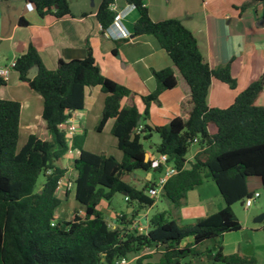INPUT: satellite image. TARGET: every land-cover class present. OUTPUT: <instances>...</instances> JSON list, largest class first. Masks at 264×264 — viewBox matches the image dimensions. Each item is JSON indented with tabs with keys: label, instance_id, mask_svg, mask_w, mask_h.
I'll use <instances>...</instances> for the list:
<instances>
[{
	"label": "trees",
	"instance_id": "16d2710c",
	"mask_svg": "<svg viewBox=\"0 0 264 264\" xmlns=\"http://www.w3.org/2000/svg\"><path fill=\"white\" fill-rule=\"evenodd\" d=\"M27 1L39 17L50 15L58 20L71 16L67 0ZM112 3L113 0H101L96 12L102 32L113 19L114 12L109 9ZM127 3L138 14L131 36L155 38L188 86V114L184 119H171L167 126L141 127L148 116L149 104L157 102L161 92L176 85L170 67L153 72L156 84L153 92L140 97L138 104L123 108L120 102L130 92L101 74L89 47L83 58L59 59L55 68L48 70L29 45L15 59L12 70L17 72L20 82L41 98L40 117L50 138L42 140L30 134L17 148L20 104L0 99V264H118L145 249L158 253V257L152 260L151 255H141L134 264H257L253 256L223 254L221 237L241 228L231 207L251 196L246 180L259 178L264 183V106L255 105L259 94L264 92V75L250 83L228 107H208L206 97L211 80L235 88L229 65L211 69L195 37L180 21L153 22L140 1L127 0ZM20 23L26 24L22 20ZM32 66H37L38 71L29 79L27 72ZM5 83L0 76V87ZM86 87H99L104 95L94 130L101 132L106 121L112 119L110 134L122 158L117 161L104 153L84 150V133L71 138L70 148L78 151L72 167L76 174L74 200L82 215L74 210L72 217L65 220L55 217L61 204L56 185L66 176L62 159L69 148L64 124L83 108ZM210 125L214 126V133L210 132ZM151 134L159 139L154 153L165 155L177 172L166 180L159 193L169 209L152 214L145 233H137L130 226L138 212L153 205L155 199L146 191L154 183L144 181V186L137 189L123 178L136 171L161 172L162 165L156 160L144 158L142 142ZM192 144L199 149L187 162ZM39 176L43 177V183L36 190ZM206 179L215 185L223 207L193 223L180 224L177 211L187 193ZM114 194L126 197L132 211L122 212L119 225L111 228L98 206L101 201L109 203ZM261 223L264 232V221ZM204 244L210 246L201 250Z\"/></svg>",
	"mask_w": 264,
	"mask_h": 264
},
{
	"label": "crops",
	"instance_id": "0c3cea01",
	"mask_svg": "<svg viewBox=\"0 0 264 264\" xmlns=\"http://www.w3.org/2000/svg\"><path fill=\"white\" fill-rule=\"evenodd\" d=\"M138 1L147 9L153 22L166 19L180 21L195 37L198 49L211 69L229 65L230 74L236 86L230 89L224 83L215 79L211 80L206 97L208 107L220 109L228 107L241 91L264 75V1L256 3L252 0ZM67 2L71 16L56 20L50 15L39 17L34 6L27 0L0 1V68L8 66L12 60L22 55L29 45L35 48L42 65L48 70H53L59 59L69 61L83 58L86 48L89 47L101 74L130 92V95L120 102V106L125 108L138 104L140 97H145L155 90L153 72L170 67L173 70L176 85L172 89L161 92L157 102L149 104L148 116L141 122V127L144 125L162 127L167 126L173 118H186L189 111L186 104L189 88L155 38L148 35L131 36L132 25L138 17L135 9L130 10L122 20L129 38L114 39L103 35L96 20L95 15L101 0H67ZM112 4L116 11H124L129 5L127 0H113ZM19 20L26 24H19ZM112 32L114 34L115 30L112 29ZM0 99L20 104L18 140L21 130L26 137L23 144L30 134H36L42 140H49L45 124L40 117L41 98L18 80L17 72L13 70L9 72L5 85L0 87ZM103 101L104 95L99 87L84 89L83 108L71 116L76 128L75 135L81 136L84 133L82 145L84 150L94 154L104 153L120 161L122 153L116 148L115 138L110 135L113 120H107L101 132L94 130L101 115ZM255 105L264 106V92L259 94ZM152 137L153 134L150 135V138ZM150 138L142 142L143 149L147 159L156 160L158 155L154 153V147L148 149L144 147ZM194 146L195 148L186 155L187 162L199 149L196 144ZM77 156L78 152L75 156L65 154L62 159V167L66 169L65 177L72 181L76 176L72 167ZM163 169L165 166L162 165ZM160 173L155 169L150 172L136 171L131 175L132 181L129 184L141 189L144 181L154 183ZM205 182H208V179L204 180L201 186L187 193L183 205L177 211L180 221L197 220L223 207L219 205V208L214 211L207 205L203 189ZM261 187L259 178L246 180L247 191L251 194L259 193ZM56 196L61 204L70 202L72 208H80L74 200V186L68 191L56 192ZM122 199L125 203L123 211L111 209L110 202L99 203L98 209L104 214L111 228L119 225L118 221L122 212L132 211L124 197ZM257 199L260 201L252 211H249L252 205L245 209L241 204L245 222L251 218L254 220L259 214L264 213V196L259 193ZM150 207L143 208L135 216V219L146 228L149 216L147 209ZM69 212H72V209ZM78 214L82 215L81 208ZM235 217L241 228L236 232L222 235L223 254L253 256L257 264L264 263L262 223H257L259 225L256 227H249L236 215ZM64 219L70 218L64 216ZM209 246L204 244L200 249L204 250ZM257 255H261V258L259 259ZM210 259L207 257V261Z\"/></svg>",
	"mask_w": 264,
	"mask_h": 264
},
{
	"label": "rangeland",
	"instance_id": "374dc122",
	"mask_svg": "<svg viewBox=\"0 0 264 264\" xmlns=\"http://www.w3.org/2000/svg\"><path fill=\"white\" fill-rule=\"evenodd\" d=\"M209 129H210V132L211 133H214L215 132V128L213 125H210L209 126ZM111 135V134H110ZM24 138L25 137V133L23 132V130L20 131V137H19V140H18V143H17V148H20L22 145H23V142H24ZM159 141L158 139V136L156 134H153V137L150 138L149 141H147L145 144H144V147L145 149H148V148H153L155 144H157ZM105 143H107V141L105 140ZM195 144H192L189 148V151L187 153V155L195 148L194 146ZM197 146V145H196ZM77 150L76 149H72L71 150V153L69 156H75L77 154ZM123 180L127 183H129L130 181H132L131 179V176H125L123 178ZM43 183V177L42 176H39V178L37 179V182H36V185H35V188L36 190H38L41 186V184ZM203 189L205 190V196L204 197L207 202V205L209 207H212L214 211H216L220 206L223 205V201L222 199L220 198L219 194H218V191L216 190L213 182H211L210 180H208V182H205L204 185H203ZM259 193L264 196V191H262V189L259 190ZM155 201H154V205L150 208L147 209V214L149 215L148 216V219L150 218V216L154 213H157V212H161V211H165L167 209H169V205L168 203L160 196H156L155 198ZM260 199H256L254 201V203L252 204L251 208L249 209V211H252L256 206L257 204L259 203ZM109 207L113 210H124L125 209V203L123 202V199H122V196L120 194H114L112 199L110 200V204H109ZM232 211L233 213L243 222V224H246V226H249V227H256L257 223H253V218L249 219L248 222H245L244 221V211L242 209V206H241V203L240 202H237L235 204L232 205ZM72 209V212H69V210ZM80 210V208H72L70 206V202H63L59 207L58 209L55 211V217L57 218H61V219H64V216L67 217V218H71L72 217V214H73V210ZM68 211V212H67ZM67 212V213H66ZM63 213V214H62ZM66 213V214H65ZM176 213V212H175ZM196 220H193V221H180V224H190V223H193L195 222ZM248 234V232H246ZM145 254H148V255H151L152 256V260H155L157 257H158V253L154 252V251H147V252H141L139 255L135 256V257H138V256H141V255H145ZM258 258L260 259L261 255H257ZM134 258L133 257H129L127 259L128 263L127 264H134ZM262 262V260L260 261ZM211 264H221V263H218V262H213Z\"/></svg>",
	"mask_w": 264,
	"mask_h": 264
},
{
	"label": "built area",
	"instance_id": "2783aa9c",
	"mask_svg": "<svg viewBox=\"0 0 264 264\" xmlns=\"http://www.w3.org/2000/svg\"><path fill=\"white\" fill-rule=\"evenodd\" d=\"M109 9L114 12L113 19L111 21V24L109 27L103 31V35L106 37H112L114 39H127L129 38V33L126 31L122 24L123 18L127 15V13L134 9V6L132 4H129L124 11H116L114 4H111L109 6ZM112 29L115 30V33L113 34ZM15 66V60H12L8 66L0 68V76L6 80L8 77L9 72L13 69ZM72 116V115H71ZM71 116L65 121L64 124V130L66 137L68 139V150L66 152V155H70L71 153V148H70V143H71V138L75 135L76 128L75 125L72 123V118ZM193 142H196L193 140ZM156 162L160 165L165 166V169L161 170L160 176L156 179L154 182V185L147 190V195L149 197L155 198L156 196L159 195L164 183L166 180L171 177L172 175L176 174V169L170 165L167 162V157L165 155H158ZM74 186V181L70 180L67 177L61 178L56 185V192L59 191H68ZM259 193H252L250 197H247L243 200L242 206L243 208L247 209L249 208L254 201L258 198ZM124 200L127 201V198L124 197ZM131 229L135 230L137 233H145L146 227L144 225H141L137 219H134L132 225L130 226ZM147 251H153V250H148L145 249L144 252ZM136 259L137 257H133ZM128 261L125 259H121L118 264H127Z\"/></svg>",
	"mask_w": 264,
	"mask_h": 264
},
{
	"label": "water",
	"instance_id": "95a60500",
	"mask_svg": "<svg viewBox=\"0 0 264 264\" xmlns=\"http://www.w3.org/2000/svg\"><path fill=\"white\" fill-rule=\"evenodd\" d=\"M38 68L37 66H32L31 68L28 69L27 72V78H32L37 74ZM138 123V121H137ZM145 160H147V156H144ZM262 191H264V183H262V187H261ZM256 223H261L262 221H264V213L259 214L257 217L254 218L253 220ZM208 259H210V256H208Z\"/></svg>",
	"mask_w": 264,
	"mask_h": 264
}]
</instances>
